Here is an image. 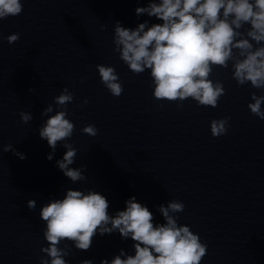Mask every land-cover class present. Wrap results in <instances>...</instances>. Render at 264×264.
I'll list each match as a JSON object with an SVG mask.
<instances>
[{
  "label": "clouds",
  "instance_id": "9594fccd",
  "mask_svg": "<svg viewBox=\"0 0 264 264\" xmlns=\"http://www.w3.org/2000/svg\"><path fill=\"white\" fill-rule=\"evenodd\" d=\"M23 11L21 0H0V20L15 17ZM137 16L147 14L162 23L147 27V21L135 29L122 27L116 22L113 43L120 60L134 74L150 70L154 85L153 96L158 101L178 102L191 98L199 106H218L225 95L222 82H213L210 76L214 67L228 68L231 61L232 77L238 85L250 82L255 89H264V0H149L147 7H137ZM249 25L247 38L238 31ZM239 38V39H238ZM19 39V33L7 37L9 44ZM261 45L254 49L253 43ZM101 83L113 97L122 95L124 89L116 70L112 66L97 65ZM34 91V89H29ZM74 99V94L63 88L54 98V104L62 109L53 112V105L43 109L42 115L48 116L39 128V136L47 141L52 153L58 142H63L67 149L57 166L71 181H82L86 177L82 169L69 167L75 162L77 150L68 143L75 125L67 117V105ZM248 104L250 112L264 120V95L252 93ZM88 103L87 100L84 101ZM21 121L27 124L33 119L30 112L19 113ZM229 117L214 119L210 122L213 137L225 135ZM82 133L95 137L97 128L88 124ZM13 152L20 159L25 156L12 145H6L3 152ZM29 209H35V200L27 202ZM182 202L173 200L167 207L160 206L159 211L166 224H153V214L149 209L136 202L133 196L126 201V208L117 212L115 217L108 214L109 202L96 191L67 190L63 199H55L40 210V218L46 222L43 235L48 242L41 251L47 258L41 257V264H66L63 257L70 249H61V241H74L75 247L87 251L94 235L111 234L118 230L123 238H130L135 243L134 255L116 256L111 264H200L207 254V245L201 243L198 234L187 225L177 224V218L170 213L184 210ZM111 224V227L108 225ZM51 258L50 261L48 258ZM81 264H92L91 260ZM101 264H109L102 260Z\"/></svg>",
  "mask_w": 264,
  "mask_h": 264
}]
</instances>
